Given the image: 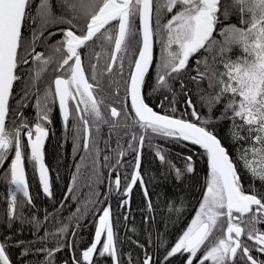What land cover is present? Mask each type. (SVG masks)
<instances>
[{"label": "snow or ice", "instance_id": "snow-or-ice-1", "mask_svg": "<svg viewBox=\"0 0 264 264\" xmlns=\"http://www.w3.org/2000/svg\"><path fill=\"white\" fill-rule=\"evenodd\" d=\"M57 34L60 38L53 39ZM157 43L161 55L150 82ZM38 44L46 51H37ZM89 46L93 56L86 67L82 53L87 55ZM49 69L54 79L41 89ZM161 89L168 95L162 94L160 110H155L150 99ZM106 90L122 95V101L108 102ZM57 106L65 139L72 134L73 154L82 161L91 157L97 184L103 177L99 168L107 170L108 190L94 192L95 200L90 198L83 209L88 213L91 205L98 216L87 246L76 240L78 206L69 223L59 222L51 233L56 246L36 249L32 241L17 238L13 223L27 222L37 235L56 216L45 209L43 220L33 214L26 221L22 210L35 206L27 165L38 175V189L55 199L45 143ZM29 107L34 115L26 114ZM103 126L109 135L100 163ZM117 128L123 137L117 133L112 148ZM154 136L199 147L185 157L187 173L195 171V155L206 162L198 208L174 242L159 231L153 240L155 217L150 214L155 209L141 171V151ZM156 148L164 162L163 149ZM168 163L181 179V169ZM0 169L10 185L0 264H35L28 259L35 253L45 254L39 264H56L61 249L71 256L60 264L105 259L110 264H264V0H0ZM76 169L65 198L75 191L80 163ZM137 185L146 226L144 242L140 237L132 241L143 257L133 260L117 246L110 197L113 191L119 194L120 207L128 209L122 213L126 221ZM59 203L62 209L65 200ZM131 231L136 234L135 227ZM49 235L45 227L37 242Z\"/></svg>", "mask_w": 264, "mask_h": 264}, {"label": "trees", "instance_id": "trees-1", "mask_svg": "<svg viewBox=\"0 0 264 264\" xmlns=\"http://www.w3.org/2000/svg\"><path fill=\"white\" fill-rule=\"evenodd\" d=\"M153 65H155V60ZM154 69L153 67L151 68L152 76L148 78L150 82L153 81L155 77L156 70ZM162 94L168 95L167 92L161 89L150 99V103L155 101L153 105L155 110H160L159 102L162 98ZM169 99H171V96H169ZM178 107L181 109L183 108L182 100H180ZM56 127L59 129L55 132V135L45 143V163L50 169L49 174L55 199L47 198L43 192L38 189V175L35 173L32 165H27V179L29 184H31L30 191L34 197L33 203L35 206L33 207L26 204L22 210L26 221L27 218L33 214L43 220L45 209H47L49 213L55 210L56 216L54 218L50 217L48 223L39 228L37 235H33L31 224L25 222L21 225L19 221L13 223V231L16 233L17 238L25 242L32 241L36 249L43 247L52 248L56 246V237L51 235V233H54L55 228L60 226L59 222L69 223L68 217L76 212L78 206H80L82 212L79 220L81 227L77 229L78 235L76 240L81 246L88 245L91 238L94 236L95 224L93 221L94 219L97 220L98 216H94L96 209L92 208L91 205H88V213H85L83 209L90 198L95 200L96 197L93 195L94 192L100 193L98 192L100 189L102 193H104L108 190L107 170L99 168V171L103 173V177L102 183L97 184L96 177L93 175L91 157L86 156L82 161L81 155L73 154L71 132L68 133L65 139L60 124ZM117 133L123 137L122 129L117 128L114 130L111 137L112 148L116 147ZM137 134L139 135V132ZM108 135L109 128L103 126L99 134V148L101 149L100 163H103V155L107 154L104 152V149L105 139L108 138ZM156 146L163 149L166 157L164 162H161L155 155L157 150ZM193 148H195L197 152L200 151L199 147L193 146L191 142L175 141L166 139L162 136H154L150 143L147 140L144 143L142 148L141 171L155 209V211L151 213V215L155 217L154 241L155 231H159L163 234L165 240L174 242L177 234L187 227V224L195 214V210L198 208V201L202 195L207 169L206 162L200 159L198 155H195L193 157L195 171L193 173H187L184 170L185 157L192 154ZM125 159L130 160L131 157L126 156ZM168 161H171V164L174 165L175 168L181 169L183 172L181 179L178 180L176 178L175 169L169 166ZM77 163L81 165L78 183L76 184L75 191L65 198V193L68 192V184L71 183V175L77 170ZM9 188V182L4 179L3 170L0 169V229L2 236L7 234L5 221ZM72 195H75L78 199L73 200ZM118 197L119 194L115 191L112 192L110 197L113 222L118 233L117 246L125 253L130 252L133 260H135L138 255L142 258L143 252L132 243L137 237L141 238V243L144 242L142 229L146 225L143 223V216L138 215V209L145 206L141 203L143 199L142 189H140L138 185L134 187L130 195L131 212L126 221L122 213L127 212L128 209L120 207ZM99 199L103 201L104 196L100 195ZM61 200H65L62 209L59 203ZM169 201L172 202L171 207ZM177 208H179V211L176 210ZM17 211L19 212L20 210L18 209ZM75 223L76 221L72 220L70 226H74ZM45 227L48 229L50 235L44 243H39L37 241L40 236L44 235ZM133 227L136 228L135 235L131 231ZM70 237L71 234H69V239ZM151 250L153 253L157 251L155 244ZM57 256L62 259L69 258L68 255L61 253H58ZM44 258L45 254L43 253H35L28 257L31 261ZM153 258L159 259L160 257L154 256ZM126 259L127 257H125V260ZM101 264H110V262L105 259Z\"/></svg>", "mask_w": 264, "mask_h": 264}, {"label": "flooded vegetation", "instance_id": "flooded-vegetation-1", "mask_svg": "<svg viewBox=\"0 0 264 264\" xmlns=\"http://www.w3.org/2000/svg\"><path fill=\"white\" fill-rule=\"evenodd\" d=\"M35 3H36V0H33V4H35ZM137 25H138V22H137ZM59 38H60L59 34H57L55 37H53V39H59ZM51 42H52V41L49 40V43H51ZM41 44H42V42H41ZM36 50H37V51H46L45 47H42L40 44H38ZM95 50H96V51H100L99 48H96ZM84 52L87 53V55H85L84 53H82V59H83V61H84L85 66L87 67V64H88V62H89V61H88V57H89V56H93L92 46H89V48H88V49H85ZM160 55H161V47H160V45L157 43V44L154 45V60H155L156 58L160 57ZM93 61H94V57H93ZM103 62H104L103 57H101V60H100L101 65L103 64ZM152 67H153V69H154L155 65H153ZM154 70H156V69H154ZM51 79H54V76L51 74V69H49L48 72H47V73L45 74V76H44V80L40 83V87H41V89H43V87H44V82H47V81H49V80H51ZM104 83L107 84V83H108V80L106 79ZM104 95L107 96V101H108V102H112V101H115V100H117V99H119L120 101H122V99H123V96H122V95H121V97H119V98H117V97H115V96H113V95H110L109 92H108V90L105 91ZM114 106H115V105H114ZM105 111H107V110H105ZM26 114H28V115H34V110H33L31 107H29V108L26 109ZM58 124H60V126H61V123H60V120H59V116H58V106H57V108L54 109V112H53V123H52V125H51L50 135H49V137L47 138L46 143L50 140V138H51L53 135H55V132L59 129L58 127H56ZM61 128H62V127H61ZM53 133H54V134H53ZM62 134H63V136L65 135L63 129H62ZM30 166H31V165H30ZM26 169H27V168H26ZM26 173H27V175H28L27 170H26ZM28 183H29V182H28ZM30 186H31V184H29V188H30ZM30 192H31V191H30ZM112 217H113V216H112ZM225 227H226V224H225ZM114 231L117 232V230H116V228H115V224H114ZM0 236H2V234H1V229H0ZM71 238H72V237H70V239H71ZM82 246H87V245H82ZM54 247H55V246H54ZM58 253L66 254V255H68L69 257L71 256V251H69V250H67V249H61ZM58 253H56V254H55V257H54V259H55V261H56V264H60V262H61V260H62V258H60V257L57 256ZM38 254H40V253H38ZM44 259H45V258H44ZM44 259H34L35 261H33V262H35L36 264H39V262H40V261H43ZM29 260H30V259H29ZM101 263H103V261H101Z\"/></svg>", "mask_w": 264, "mask_h": 264}, {"label": "bare ground", "instance_id": "bare-ground-1", "mask_svg": "<svg viewBox=\"0 0 264 264\" xmlns=\"http://www.w3.org/2000/svg\"><path fill=\"white\" fill-rule=\"evenodd\" d=\"M142 152V151H141ZM142 161V160H141ZM135 187V186H134ZM134 189V188H133ZM133 191V190H132ZM132 193V192H131ZM131 195V194H130ZM146 215H147V213H145ZM138 215H142V213H141V207H140V209H138ZM151 215V214H150ZM191 221V220H190ZM141 252H142V250H141Z\"/></svg>", "mask_w": 264, "mask_h": 264}, {"label": "rangeland", "instance_id": "rangeland-1", "mask_svg": "<svg viewBox=\"0 0 264 264\" xmlns=\"http://www.w3.org/2000/svg\"><path fill=\"white\" fill-rule=\"evenodd\" d=\"M98 192L102 193V191L99 189ZM98 220V219H97Z\"/></svg>", "mask_w": 264, "mask_h": 264}, {"label": "water", "instance_id": "water-1", "mask_svg": "<svg viewBox=\"0 0 264 264\" xmlns=\"http://www.w3.org/2000/svg\"><path fill=\"white\" fill-rule=\"evenodd\" d=\"M141 157H142V152H141Z\"/></svg>", "mask_w": 264, "mask_h": 264}]
</instances>
